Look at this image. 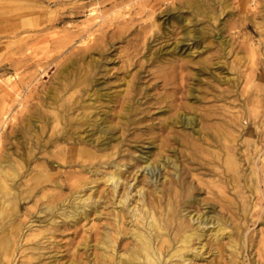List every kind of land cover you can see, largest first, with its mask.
Segmentation results:
<instances>
[{
	"label": "rangeland",
	"instance_id": "374dc122",
	"mask_svg": "<svg viewBox=\"0 0 264 264\" xmlns=\"http://www.w3.org/2000/svg\"><path fill=\"white\" fill-rule=\"evenodd\" d=\"M197 34L207 39L196 44ZM175 44L178 52L173 53ZM262 75L264 0H0V158L10 154L17 159L30 147L27 165L14 178L0 172L12 188L9 202L0 200V243L5 234L8 238L5 249L0 244V264H95L96 230L111 220V208L104 209L100 219L92 211L75 222L39 212L46 194L59 189L52 185L54 178L62 184L59 194L67 196L78 188L75 181L91 174L57 159L60 147L71 145L61 139L63 127L87 135L95 128L92 119L105 115L117 121L125 111L129 121L123 131L116 128L122 140L114 157L123 158L137 148L135 154L145 153L156 150V138L166 133L161 126L166 117L183 109L184 102L193 103L191 88L198 96L193 103L198 110L210 111L216 105L241 110L234 89L240 91L250 77L264 87ZM225 76H238L235 86L221 80ZM97 92L111 94L112 99L96 98ZM127 103L131 110L125 108ZM60 111L63 117L57 124L54 116ZM235 134L244 149V139L251 136ZM263 134L259 147L264 145ZM173 146L180 158L181 141ZM244 156L241 162L247 167ZM255 156L260 165L262 155ZM192 166L193 179L202 187L197 177L212 176L208 169ZM255 167L260 173L258 190L251 185L250 168L244 173L242 196L255 204L248 214L240 213L249 238L237 245L243 251L238 252L239 264H264V176ZM46 172L53 177L41 182ZM104 183L100 186L107 187ZM90 185L96 188V182ZM225 191L235 200L241 197L231 186ZM204 197L221 211L218 201L201 188L199 198ZM191 207L202 208L199 203ZM11 228L16 231L9 233ZM221 241V254L205 253L195 262L234 264L230 259L236 253L228 238ZM210 242L213 247L222 244Z\"/></svg>",
	"mask_w": 264,
	"mask_h": 264
},
{
	"label": "bare ground",
	"instance_id": "6f19581e",
	"mask_svg": "<svg viewBox=\"0 0 264 264\" xmlns=\"http://www.w3.org/2000/svg\"><path fill=\"white\" fill-rule=\"evenodd\" d=\"M184 34L189 35V30L185 29ZM193 36L196 44L207 39V36L202 34ZM219 44L224 49L225 40L221 38ZM177 47V44L173 46V53L178 52ZM237 78L238 76L236 79L234 76H225L221 80L232 87L235 86ZM259 78L263 79L264 75ZM80 81L81 78L78 79V83ZM263 90L264 87L250 77L244 88L233 91V95L240 101L238 104L242 107L241 110L231 111L225 105H216L212 110L203 112L194 106L193 103L198 100V96L191 88L189 94L193 96V103L184 102L183 109L178 108L174 115L165 118L161 126L167 130L165 134L156 138L159 140L156 146L154 145L156 150L148 149L145 153L143 151L141 154H135L137 148L126 152L123 158L119 159L114 155L120 153L118 145L121 143L122 133L117 134L116 128L120 126L123 131L128 124L129 117L125 111L119 112L117 121H111L105 115L97 119L92 117L91 121L95 128L87 135L70 132L63 127L65 132L60 135L61 139L66 143L70 142L71 145L61 146L57 159L79 166L91 174L75 181L74 186L78 188L67 196L59 194L62 184L54 178L52 185H57L59 189L53 190L48 196L46 194V202L39 212L75 222L81 218H88L92 211L96 213V218L100 219L104 209L111 208L108 212L112 216L111 220L106 223L104 221L103 224L99 222L98 230L95 229V264H197L195 259L199 256L205 257V253L221 254L223 237L228 238L229 245L236 253L230 260L234 264H239L238 252L243 251L237 250V245L245 243L249 238V235L247 236L249 229L243 226L245 218L241 214H248L251 206L255 204L252 203L251 197L242 196L243 190H246L244 173L249 167L252 172L251 185L256 190L260 188L258 187L260 173H257L255 166L261 169L264 176V145L259 147L258 144V139L264 133ZM104 94L97 92L95 97L112 99L111 94ZM218 96L223 98L221 94ZM125 108L128 111L130 104L127 103ZM62 115L61 111L55 113L54 120L57 124ZM244 119L248 120L246 126L243 124ZM236 131L238 134L244 132L251 136L244 139V149L238 142ZM177 141H181L183 146L180 158L173 152L177 148L173 144ZM107 148L113 151L100 152ZM26 150L17 155V159L10 154L0 158V172H5L4 176L8 179L14 178L17 172L27 165L30 147ZM242 154H245L247 167H243L244 163L241 162ZM257 154L262 155L260 165L255 156ZM106 155L110 157L104 159ZM192 164L208 169L207 173L212 176L210 179L197 177L202 187L193 179L195 173ZM51 177L53 176L46 172L40 179L44 182L51 180ZM92 181L96 182L94 189L92 188L95 184L90 185ZM100 181H104L107 187L103 185L101 187ZM228 186L236 189V194L241 196L239 200L227 195L225 190ZM135 188L137 189L133 192ZM201 188L206 190L208 197L218 201L221 211L217 212L213 203L208 205L206 197L199 198ZM11 189L5 183L4 177L0 178L1 201L9 202L10 195L12 196ZM196 203L201 204V210L191 207ZM14 230L11 228L8 232L14 233ZM5 237L6 234L4 238L1 237L0 243L4 249ZM262 237L264 243V233ZM212 240L222 244L213 247L210 242ZM212 260L205 264H212Z\"/></svg>",
	"mask_w": 264,
	"mask_h": 264
}]
</instances>
